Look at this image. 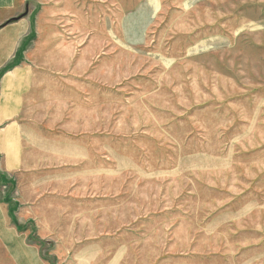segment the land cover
I'll return each instance as SVG.
<instances>
[{"label": "rangeland", "instance_id": "obj_1", "mask_svg": "<svg viewBox=\"0 0 264 264\" xmlns=\"http://www.w3.org/2000/svg\"><path fill=\"white\" fill-rule=\"evenodd\" d=\"M65 2L2 83L0 264H264V0Z\"/></svg>", "mask_w": 264, "mask_h": 264}, {"label": "crops", "instance_id": "obj_2", "mask_svg": "<svg viewBox=\"0 0 264 264\" xmlns=\"http://www.w3.org/2000/svg\"><path fill=\"white\" fill-rule=\"evenodd\" d=\"M41 11H51L52 15L53 11H73V7L68 8L63 0H0V92L3 81L11 84L17 81L29 63ZM16 13L22 14L20 18L14 23L7 22Z\"/></svg>", "mask_w": 264, "mask_h": 264}, {"label": "trees", "instance_id": "obj_3", "mask_svg": "<svg viewBox=\"0 0 264 264\" xmlns=\"http://www.w3.org/2000/svg\"><path fill=\"white\" fill-rule=\"evenodd\" d=\"M0 73H2V71H1ZM0 75H1V74H0ZM0 177H1V178H0L1 180H2L3 178H5V177H4V173H0ZM1 180H0V181H1ZM15 225H16V227H17L18 229H19V228H20V229L23 228V227H21L19 224H15Z\"/></svg>", "mask_w": 264, "mask_h": 264}]
</instances>
